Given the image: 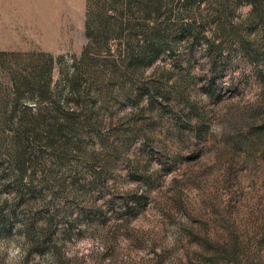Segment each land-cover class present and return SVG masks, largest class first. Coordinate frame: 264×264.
Returning a JSON list of instances; mask_svg holds the SVG:
<instances>
[{
    "label": "rangeland",
    "instance_id": "374dc122",
    "mask_svg": "<svg viewBox=\"0 0 264 264\" xmlns=\"http://www.w3.org/2000/svg\"><path fill=\"white\" fill-rule=\"evenodd\" d=\"M0 264H264V0H0Z\"/></svg>",
    "mask_w": 264,
    "mask_h": 264
}]
</instances>
